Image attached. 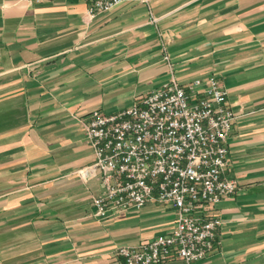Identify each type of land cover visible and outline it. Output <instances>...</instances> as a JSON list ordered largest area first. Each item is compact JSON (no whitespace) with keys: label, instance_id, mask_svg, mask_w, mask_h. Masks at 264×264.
Wrapping results in <instances>:
<instances>
[{"label":"crops","instance_id":"1","mask_svg":"<svg viewBox=\"0 0 264 264\" xmlns=\"http://www.w3.org/2000/svg\"><path fill=\"white\" fill-rule=\"evenodd\" d=\"M0 0V264H125L176 225L170 203L96 215L102 192L82 119L115 113L171 79L217 77L236 114L212 212L213 252L191 264H264V0ZM161 264H188L170 259Z\"/></svg>","mask_w":264,"mask_h":264},{"label":"built area","instance_id":"2","mask_svg":"<svg viewBox=\"0 0 264 264\" xmlns=\"http://www.w3.org/2000/svg\"><path fill=\"white\" fill-rule=\"evenodd\" d=\"M42 3L54 0H29ZM96 17L124 0H84ZM236 114L221 81L210 76L163 84L115 113L95 109L82 119L95 161L82 174L98 173L102 192L96 215L141 209L150 201L172 204L175 227L138 245H123L125 264L205 260L214 250L221 218L212 212L233 195L236 179L226 176Z\"/></svg>","mask_w":264,"mask_h":264}]
</instances>
